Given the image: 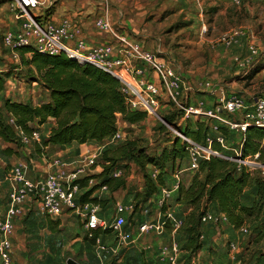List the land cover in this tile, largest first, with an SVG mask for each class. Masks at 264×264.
<instances>
[{"label": "rangeland", "instance_id": "374dc122", "mask_svg": "<svg viewBox=\"0 0 264 264\" xmlns=\"http://www.w3.org/2000/svg\"><path fill=\"white\" fill-rule=\"evenodd\" d=\"M10 1L0 0V61L2 62L0 69L7 70L4 71V74L8 75L12 72H18L16 68L23 67V72L27 71L26 76L30 79L29 69L21 63L19 52L3 43V34L7 31L4 24H8V22L12 24L11 20H13V11L9 6ZM188 2L189 6L183 10L169 9L165 12H149L147 21L152 24L150 30L152 36L145 37L147 41L155 42L153 39L162 36L167 51L161 55L167 57L166 60L173 64L177 62L174 65L183 72L186 81L193 84V90H190L191 104L193 103L195 108L202 106L203 110L210 108V102L214 101L213 94L207 92L210 90H223L225 93L235 91L245 95L247 101H252L254 97L264 96V45L259 46V39L264 35V23L261 22L260 14L264 0H243L240 6L229 2L230 7L227 8V15L220 12L223 7L209 5V1L205 2L203 10L197 9L193 4L194 2ZM50 12L53 13L54 8ZM226 23L227 29L224 28V30L223 27L226 26ZM205 26L206 31L201 33ZM229 40H231L230 44L228 43ZM235 80L236 83H234ZM207 83H210V86H207ZM36 87L40 88L38 85ZM7 88H10L9 83ZM194 90L200 96H195ZM183 102H185L184 99ZM183 112L181 107L170 103L159 107L161 117L164 115L173 116L174 119L170 123L174 126H176L178 118ZM189 115L183 124V128H180L182 132L195 128L198 122H203L209 127V134L216 135L217 130L214 129V126L217 125V122L208 115L197 114L195 111ZM195 115L197 117H194ZM118 123L119 128L129 138L138 139L150 154H160L163 148L169 146L170 141L177 137L166 123L153 116L135 126L123 124L122 121H118ZM243 133L237 129H228L227 135L225 134L228 136V144L237 146ZM100 149L98 148L99 151ZM222 149L224 155L231 156L233 153L226 148ZM96 152L92 153V156L95 157L94 163L100 159H97ZM181 165L182 167L176 168L174 171V174L177 175V178H174V183L181 181L187 185L195 170L189 169L187 159L182 161ZM116 169L122 175L126 174L127 184L125 188L117 190L115 203L120 201L126 205L131 199L135 200L134 204L144 202L145 178L139 166L127 159L121 160ZM148 170L152 171V165L148 167ZM175 194L173 193L171 196L172 201L175 199L177 201ZM81 195L82 193L78 192L79 199ZM247 195L253 196V191L248 190ZM160 197L161 193H156L153 196V201L156 202ZM162 208L163 206L160 205V209ZM70 211L72 210L64 209L62 216L56 217V220L59 221V224L54 223L55 231L58 232L56 238L53 236L52 239L48 237V239L42 238L40 241H33L34 236L32 238L26 236L21 248L15 244L13 252L15 264H67L68 258H74L79 264H139L140 261L144 264H170L168 258L166 262L162 261V253L160 255V252L152 254L144 250L143 253L137 248L129 251V256L128 254L125 255L133 236L140 233L135 228L134 235L131 234L130 229L140 223L136 222L135 224L129 212L125 213L127 223L123 227L124 232L129 228V231L127 230L129 234L126 232L127 244L121 245L117 241V235L114 231H103L101 233L103 234L101 236L102 244L111 249L102 250L98 247V243L86 238L87 229L83 224L84 219H81L77 214H70ZM108 212L111 214L112 210ZM66 213L68 215H64ZM209 214L217 216L215 211H211ZM135 217L139 219L140 216ZM112 220H108L109 223ZM204 224H209L210 227L207 229L213 232L214 238H211V234L205 233L206 238L203 231L206 242L196 264H214V253L219 258L218 262H222L220 264L229 263L232 261L231 258L229 259L230 243L232 242L239 245V253H236V258L241 261V264H264V212L258 220L247 225L250 232L245 235H242L240 231L232 230L230 233L233 236L227 237L228 229L225 227L224 221L219 223L206 221ZM34 227L39 230L42 228L39 219L34 221ZM48 227L49 230H53L49 223ZM153 233L160 238L165 235L164 232L152 231L142 234L144 235L142 239L151 237ZM145 236L147 237L145 238ZM77 237H81V239H75ZM181 239L183 238L181 237ZM45 240L46 242L43 243ZM183 240L180 242L181 244H183ZM56 241H61L62 246L55 245ZM113 248L117 249V253H114ZM181 256H183L181 258L183 264H187L188 255L182 253ZM185 259L187 261H184Z\"/></svg>", "mask_w": 264, "mask_h": 264}, {"label": "built area", "instance_id": "2783aa9c", "mask_svg": "<svg viewBox=\"0 0 264 264\" xmlns=\"http://www.w3.org/2000/svg\"><path fill=\"white\" fill-rule=\"evenodd\" d=\"M229 1L240 6L243 0ZM55 3V0H11L9 6L13 11L15 21H17V27L3 34L4 45L14 50L30 46L34 50L50 55L64 52L82 64H91L108 72L119 80L129 108L146 112L147 119L153 116L164 122L163 117L159 115V107L163 104L170 103L181 107L184 112L179 116L176 126L170 122L167 124L185 144L192 169L199 167L201 159L220 156L236 161L240 168L245 167L251 171L260 170L264 174V163L259 160V153L243 156L242 144L241 147L230 146L227 137L220 129L225 127L245 132L251 125L264 127V96L254 97L252 101H247L245 95L235 91L225 93L223 90H212L211 94L215 96L212 106L207 110H203L202 106L195 108L193 103L191 104L190 90L192 89L186 85L183 72L172 62L161 57L158 52L146 49L138 40L121 31L118 25L111 20L108 0H103L102 7L94 17L93 24L97 29L109 34L111 42L95 45L89 44L86 40L84 25L77 16H66L59 23L51 20L50 10L54 8ZM206 29L205 26L203 32ZM228 43L230 44L231 40ZM207 86H210V83H207ZM193 111L197 114L208 115L217 122L214 129L217 130L218 135L208 134L205 145L197 142L180 129L183 128V124ZM38 135V131L34 130L31 138H38ZM128 138L127 134L118 127L115 134L101 148L119 144ZM25 139L30 138L25 137ZM214 141L218 142L222 148L233 151L232 154L230 153L231 156L216 150L213 147ZM94 159L95 157L92 156L88 162L94 163ZM50 163L59 168L57 173L30 177L24 163L13 166L10 171L9 177L13 187L9 197V207L6 216L0 219V264H15L13 257L14 219L21 213L20 206L27 199L40 203L42 212L51 218L62 215L64 209L89 208L83 222L87 229V238H95L100 249L109 250L110 247L100 243L96 231L112 228L117 235V241L121 245L127 244V234L123 231V227L127 223L125 213L129 207L122 202L117 203L116 216L109 223L106 218L100 216L99 205L93 203L82 205L79 201L78 192L82 189L81 185L76 182L79 179V170L65 168L67 163L60 157L51 159ZM156 173L157 171L153 172L154 177H156ZM114 175L121 176L122 174L116 169ZM179 183H175L172 190H178ZM104 188L107 187L104 186ZM170 193L171 190H165V198L160 200V205H164L165 199ZM226 220L224 214L213 216L207 212L203 217V222L219 223ZM171 221H173L171 216L166 215L157 220L141 223L138 230L143 234L152 231L163 233L166 230V224ZM182 223L176 221V229ZM240 230L244 234L250 232L247 225ZM230 245L232 249L238 248L234 242ZM112 250L117 253L116 248ZM180 250L179 243L172 240L166 246L163 255L165 257L167 255L166 258L170 264H179ZM228 264H241V261L233 259Z\"/></svg>", "mask_w": 264, "mask_h": 264}, {"label": "trees", "instance_id": "16d2710c", "mask_svg": "<svg viewBox=\"0 0 264 264\" xmlns=\"http://www.w3.org/2000/svg\"><path fill=\"white\" fill-rule=\"evenodd\" d=\"M17 51L21 63L28 67L32 77L49 90V98L40 104L6 99L7 113L0 111V136L3 140L21 145L17 129L22 131L24 137L31 138L34 130L53 117L56 119V126L52 128L44 146H61L74 141L84 144L90 140H108L117 131L119 118L131 125L140 124L147 118L146 112L129 108L119 80L108 72L91 64H82L64 52L50 55L30 46L18 48ZM6 81L5 74H0V92L4 90ZM163 119L172 122L174 118L172 115H164ZM220 129L226 134L229 128ZM185 132L205 145L209 127L203 122H198L196 129H187ZM243 134V156L259 153V160L264 163V127L251 125ZM226 137L228 139V136ZM170 142L160 154L148 153L138 139L132 138L104 147L101 173L76 181L82 188L89 187L80 196L81 204L93 203L105 207L108 199L92 197L97 189L106 186L114 192L125 188L126 174L115 176L113 173L118 163L127 159L135 162L143 172L144 199L154 195L159 185H165V177L169 169H175L177 160L183 161L189 156L181 138L176 137ZM213 147L223 151L216 141L213 142ZM36 150H42L39 143L36 144ZM4 151L9 154L17 153L11 147ZM149 165L157 170L155 178L153 169L151 172L148 170ZM91 179L99 181L90 187ZM247 190L253 191L249 203L245 200ZM177 202L191 208L178 228V231L187 235L182 249L192 256L197 255L205 245L202 239L205 223L203 217L207 214L211 202L217 204L219 211L236 230L261 217L264 212V174L260 170L240 168L236 161L220 156L201 159L191 182L188 185L179 183ZM139 208L140 204H134L131 217ZM47 222L52 231H55L54 223L59 224L58 220L51 217L47 218ZM165 227L171 229L170 223ZM103 231L113 230L99 229L96 236ZM92 240L96 242L95 238Z\"/></svg>", "mask_w": 264, "mask_h": 264}, {"label": "crops", "instance_id": "0c3cea01", "mask_svg": "<svg viewBox=\"0 0 264 264\" xmlns=\"http://www.w3.org/2000/svg\"><path fill=\"white\" fill-rule=\"evenodd\" d=\"M108 1L110 3L111 20L118 25V28L121 31L131 35L134 39L138 40L146 49H150L152 51L158 52L161 57H164V55H161V53H166L167 51L165 42L163 43L162 41V36L160 35L158 38L153 39L155 42L146 40V37L152 36L150 31L152 28V24H150L149 21H147V14L149 12L152 11L165 12L169 9L183 10L184 8L189 6L188 1L194 2L193 4L196 6L197 9L203 10V6L205 2L209 1L208 3L209 5H217L223 7V9H221L220 12L227 15V8L230 7L229 5L231 3L229 0H200V1L199 0H108ZM55 2L56 3L54 6V12L50 16L52 21H54L55 23H59L66 16H77L84 25V36L89 44L95 45V44H104L111 42L110 35L97 29L93 24L94 17L97 15V12L102 7L101 4L103 0H55ZM260 14H261V22L264 23V5L261 6ZM12 17H13L12 18L13 20H11L12 24H9V22H8L9 26H6L8 25L7 23L4 24L7 31L14 30L17 27V21L14 20L13 14ZM224 28L227 29V23L226 26L223 27V29ZM201 33H203V31ZM263 45H264V35H262L261 38L259 39V46L262 47ZM164 58L166 59L167 57ZM1 63L2 62L0 61V64ZM176 63L174 62L175 65ZM22 69L23 67L16 68V71L18 72L16 73L12 72L8 75L5 74L7 79L6 85L4 90L0 92V111L3 112L4 114L7 113L5 108L6 99H11L13 101H28L32 104H40L42 102L47 101L49 98V90L44 88L37 80H35L32 77L33 74L31 72H29V74H31V77L29 79L28 76H26L27 71L23 72ZM4 71L7 70L0 69V74H4ZM236 82L237 81L235 80L234 83ZM8 83L10 84L9 89L7 88ZM36 85L40 86V88L36 87ZM186 85L193 90V84L188 83L186 81ZM231 86L233 87V85ZM211 91L212 90L207 92L211 94ZM194 93L195 96L199 95L195 90ZM212 98L214 100L215 96L213 95ZM213 102H210V107L212 106ZM194 117H197V115H195ZM119 121H122L123 124H128L122 118H119ZM55 126H56V119L50 117L44 124H42L36 129L39 134L38 138H30V139H25V137L22 134V131L17 129V132L22 141L21 145H17L16 143H12V142H7L3 140L0 136V219L6 216V212L9 207V197L13 187L12 181L9 176L12 167L17 164L24 163L27 166L26 170L30 177L44 176L48 173H57L59 171V168L54 166L52 163H50V160L56 157L62 158L67 163V166H65V168L68 169L75 168L79 170L78 178H83L88 175L100 174L101 171L103 170L101 164L102 161L101 158H102V152L105 149L102 148L99 151L98 148L100 149L103 145V142L107 141V139L103 141L90 140L84 144H80L74 141L72 143L61 146L55 144H49L47 146H44V142L48 139L52 128ZM196 128L197 126L193 129ZM216 135H218V132L216 133ZM243 136L244 134H242L240 138V142L237 143L238 144L237 146L239 147H241ZM37 143H39L41 146L42 150H40V152L36 150ZM8 147L13 148V150L16 151L17 153H13V154L6 153L4 150ZM94 152H96L98 155L97 159L99 158L100 159L98 161L96 160L95 163H90L88 162L89 158L92 157V153ZM186 159L188 160L189 169L196 170V169H192L190 158L188 157ZM181 162L182 161L177 160L175 169L176 168L179 169L180 167H182V165L180 166ZM152 169L153 172L157 171L153 166ZM175 169H169L168 174L165 177V185L158 186V191L156 193L160 192L161 197L156 202H154L153 196L156 194L155 193L148 199L144 200V202L140 204L139 211L132 216V219L133 221H135V224L136 222L141 224L149 220H157L161 217L169 215L173 220L170 222L171 229L166 228L164 232L165 235H163V238H160L158 235H154V233L149 238L145 236V238L147 237L146 239H142V237L144 236L142 235L143 233L141 234L139 233L137 234V236L136 235L133 236V239L130 242L131 245L128 248V252H126L125 255L128 254L129 256V251L138 248L142 250L143 253L144 250L152 254L156 252L157 253L160 252V255L162 253L161 256L162 261L166 262L167 258L163 255L164 254L163 251L166 249V246H168L172 240H175L179 243V246L181 248L179 253V264L184 263L183 261H181V258L183 257L181 256L182 253L188 255L186 258L188 259L187 264H196V261L200 257L203 248L197 253V255H193V256L189 252L184 251L182 249V246L187 239V235L185 232L178 231V229H176V225H177L176 221L183 222L186 214L191 210V208L184 204L178 203L176 199L174 201L171 200V196L173 193H176L175 196L178 195V190H172L175 184L174 178L175 177L177 178V175L174 174ZM153 178L155 177L153 176ZM98 181H99L98 179H91L90 187L96 184ZM88 189L89 187H84L80 190V192L83 194ZM165 190L166 191L171 190V193L169 194V196L166 197L163 208L160 209V200L162 198H165ZM247 191L245 192V200L246 202L249 203L251 200H250V196L247 195ZM116 192L117 191L111 192L108 188L102 187L97 189L92 195V197L98 196L102 199L109 200L105 207L100 206L101 209L99 212L100 216L106 218L107 220L114 219L116 216V206L117 203H120V201H118L117 203H115L114 201L117 198ZM134 202L135 200L131 199L129 200V202L126 203V205L129 207L127 211L129 212V215L132 214ZM20 208H21V213L14 219V225H15V232L13 237L14 247L16 244L19 248H21L24 243L23 240L25 239L26 236H29L30 238L34 236L33 241H40L42 240V238L48 239L49 237L50 239H52L54 237L55 238L57 237L58 235L57 231L53 232L49 230L47 216L42 212L40 203L31 202L30 199H27L21 204ZM88 210L89 208H81L79 210L70 211V214L71 213L77 214L81 219H85ZM110 210H112L111 214H109L108 212ZM211 211L212 212L215 211L217 214H223L219 211L218 206L215 202H211L209 204L208 213ZM64 215H68V213ZM137 215L140 216L139 219L135 217ZM61 216L62 215H60L59 217ZM57 218H52V219L56 220ZM37 219L40 220V225L42 227L40 230L34 227V221ZM174 219H176V221H174ZM224 222H225V227H227L228 229L226 233L227 237L233 236L230 233L232 230L237 232L240 231L242 235H245L240 229L239 230L234 229L227 220ZM60 225L62 226V223ZM139 225L138 226L134 225V227L130 229L132 235H134L136 229L138 230ZM60 227L59 229L62 230ZM209 227H210L209 224L206 225L203 224L204 234L205 233L211 234V238H214L213 232L207 229ZM128 229L129 228L126 229V232ZM102 235L103 234L99 235V240L101 244H102V240H101ZM181 237L184 240L181 239ZM75 239L79 240L81 239V237H77ZM202 239L204 240V242H206L204 235L202 236ZM182 240H183V244L180 243ZM45 242L46 240L43 243ZM54 244L62 246L61 241L59 242L56 241V243ZM229 253H230L229 259L231 258L232 261L233 259H237L236 253H239V245L237 249L231 248ZM133 254L135 256V253ZM213 256L215 259L214 264L222 263L221 261L218 262L219 258L215 256V253L213 254ZM186 259L184 261H187ZM139 264H144V262L140 261Z\"/></svg>", "mask_w": 264, "mask_h": 264}, {"label": "water", "instance_id": "95a60500", "mask_svg": "<svg viewBox=\"0 0 264 264\" xmlns=\"http://www.w3.org/2000/svg\"><path fill=\"white\" fill-rule=\"evenodd\" d=\"M163 119V118H162ZM165 122V121H164ZM167 124V122H165ZM168 125V124H167ZM67 264H79L74 258H68Z\"/></svg>", "mask_w": 264, "mask_h": 264}]
</instances>
